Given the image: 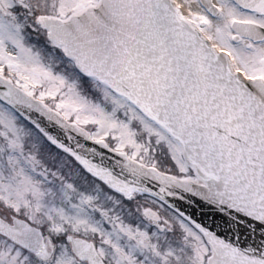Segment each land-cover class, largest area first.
Listing matches in <instances>:
<instances>
[{
    "label": "snow or ice",
    "instance_id": "obj_1",
    "mask_svg": "<svg viewBox=\"0 0 264 264\" xmlns=\"http://www.w3.org/2000/svg\"><path fill=\"white\" fill-rule=\"evenodd\" d=\"M0 264H264V0H0Z\"/></svg>",
    "mask_w": 264,
    "mask_h": 264
}]
</instances>
